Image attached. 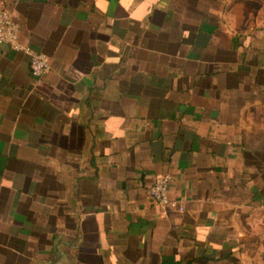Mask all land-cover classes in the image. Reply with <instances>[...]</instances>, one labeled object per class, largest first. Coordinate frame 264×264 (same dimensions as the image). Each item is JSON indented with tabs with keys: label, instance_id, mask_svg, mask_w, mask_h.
<instances>
[{
	"label": "crops",
	"instance_id": "obj_1",
	"mask_svg": "<svg viewBox=\"0 0 264 264\" xmlns=\"http://www.w3.org/2000/svg\"><path fill=\"white\" fill-rule=\"evenodd\" d=\"M0 9V264H264V0Z\"/></svg>",
	"mask_w": 264,
	"mask_h": 264
},
{
	"label": "built area",
	"instance_id": "obj_2",
	"mask_svg": "<svg viewBox=\"0 0 264 264\" xmlns=\"http://www.w3.org/2000/svg\"><path fill=\"white\" fill-rule=\"evenodd\" d=\"M20 32V24L12 17L9 10L0 9V44H8L13 49L25 52L30 58V73L33 77L39 78L51 68L49 56L21 43ZM169 182V175L157 177L148 190L149 195L158 204L176 207L182 211L184 207L169 196Z\"/></svg>",
	"mask_w": 264,
	"mask_h": 264
}]
</instances>
